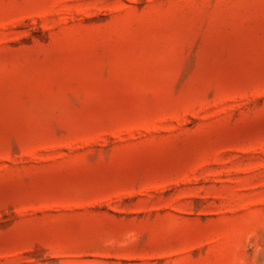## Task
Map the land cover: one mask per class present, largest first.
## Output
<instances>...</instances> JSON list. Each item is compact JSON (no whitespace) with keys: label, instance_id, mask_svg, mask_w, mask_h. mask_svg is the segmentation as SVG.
Masks as SVG:
<instances>
[{"label":"rangeland","instance_id":"374dc122","mask_svg":"<svg viewBox=\"0 0 264 264\" xmlns=\"http://www.w3.org/2000/svg\"><path fill=\"white\" fill-rule=\"evenodd\" d=\"M0 264H264V0H0Z\"/></svg>","mask_w":264,"mask_h":264}]
</instances>
